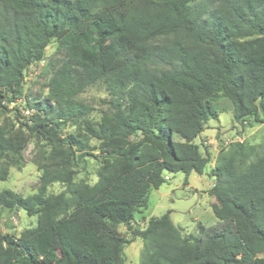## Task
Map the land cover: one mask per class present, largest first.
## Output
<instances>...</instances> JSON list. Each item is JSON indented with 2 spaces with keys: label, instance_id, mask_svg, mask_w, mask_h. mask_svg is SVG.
Segmentation results:
<instances>
[{
  "label": "trees",
  "instance_id": "trees-1",
  "mask_svg": "<svg viewBox=\"0 0 264 264\" xmlns=\"http://www.w3.org/2000/svg\"><path fill=\"white\" fill-rule=\"evenodd\" d=\"M43 58L47 91L32 95L24 77ZM97 85L99 120L80 97ZM23 97L29 116L9 107ZM221 99L243 127L264 123V0H0V180L31 142L40 172L32 194L0 190V210L37 219L0 231V264H123L136 238L139 264H264V141L219 151L215 225L188 234L170 211L133 224L167 173H204L210 152L195 139ZM86 157L93 184L78 179Z\"/></svg>",
  "mask_w": 264,
  "mask_h": 264
},
{
  "label": "rangeland",
  "instance_id": "rangeland-1",
  "mask_svg": "<svg viewBox=\"0 0 264 264\" xmlns=\"http://www.w3.org/2000/svg\"><path fill=\"white\" fill-rule=\"evenodd\" d=\"M56 41L46 49V56H50L55 51ZM39 66H36V68ZM44 66L41 67V70ZM31 75L24 83L25 91L32 95H38L47 91L45 88V77ZM92 107L91 116L99 120L101 115L108 111V94L103 86L90 87L80 96ZM218 119H210L206 127L195 139L201 150L205 148L210 152L211 160L203 174L191 172L167 173L169 179L158 189L153 188L149 195L148 207L141 212H136L134 225L145 226L146 222L152 218L161 216L170 211L172 220L188 234H199L201 226L208 228L217 223L218 219L214 214L215 200L210 190L214 185L212 172L216 163L219 151L229 144L242 140L252 145H259L264 141V123H254L243 127L236 123L233 118L232 104L227 99H221L218 103ZM72 127L64 128V132H69ZM177 139L181 137L177 136ZM93 140L92 143H94ZM35 145L29 143L24 152V165L21 168L10 167L8 179L0 180V190L12 189L22 195H29L37 191L40 172L33 162ZM99 163L96 159L86 157V167L81 169L78 179L85 178L91 184L97 180L96 170ZM63 190L60 183H54L49 191L58 193ZM35 216H29L25 210L10 212L0 210V231L19 235L20 232L36 225ZM120 231L131 238L130 229L125 225L120 226ZM143 243L141 238L134 239L125 248V261L123 264H139V256Z\"/></svg>",
  "mask_w": 264,
  "mask_h": 264
},
{
  "label": "built area",
  "instance_id": "built-area-1",
  "mask_svg": "<svg viewBox=\"0 0 264 264\" xmlns=\"http://www.w3.org/2000/svg\"><path fill=\"white\" fill-rule=\"evenodd\" d=\"M47 63V59L43 58L42 60L33 63L30 65L29 69L26 71L25 77H24V82L26 83L27 81H29L28 79L30 78L31 75H38L41 71V67L45 66V64ZM36 66H39L36 68ZM26 104L25 98H16L15 100L11 101L9 104L10 108H13L15 106H17L21 113L25 116H29L32 113L35 112V110L29 106L24 105ZM237 141H241L242 140H237Z\"/></svg>",
  "mask_w": 264,
  "mask_h": 264
}]
</instances>
